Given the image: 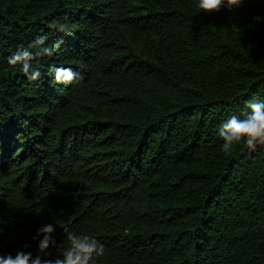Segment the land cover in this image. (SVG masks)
<instances>
[{
	"label": "trees",
	"instance_id": "trees-1",
	"mask_svg": "<svg viewBox=\"0 0 264 264\" xmlns=\"http://www.w3.org/2000/svg\"><path fill=\"white\" fill-rule=\"evenodd\" d=\"M37 35L55 54L29 80L7 56ZM250 99L264 0H0V253L53 223V257L68 229L105 244L97 264H264V146L217 133Z\"/></svg>",
	"mask_w": 264,
	"mask_h": 264
},
{
	"label": "clouds",
	"instance_id": "clouds-1",
	"mask_svg": "<svg viewBox=\"0 0 264 264\" xmlns=\"http://www.w3.org/2000/svg\"><path fill=\"white\" fill-rule=\"evenodd\" d=\"M242 2L243 0H196V7L205 13H211L222 7L231 10ZM47 39L46 35H37L28 41L25 47L18 48L8 55L7 63L19 66L20 71L29 80H37L40 71L34 66V60L55 54V46L47 44ZM81 78L79 73L73 72L71 67L63 64H58L53 69V81L56 84H69ZM245 104L249 111L244 118L231 115L221 121L217 128L222 141L221 150L226 154L241 145L248 150L264 146V101L250 99L245 101ZM54 232L53 223L42 224L33 237L37 241L36 254L23 249H18L15 253H0V264H97L98 258L105 253V244L95 235L65 229L64 246L58 250L59 254L53 257L48 250L56 245Z\"/></svg>",
	"mask_w": 264,
	"mask_h": 264
}]
</instances>
